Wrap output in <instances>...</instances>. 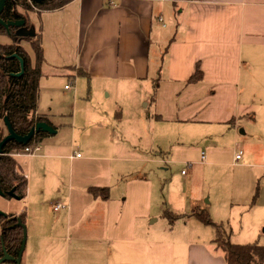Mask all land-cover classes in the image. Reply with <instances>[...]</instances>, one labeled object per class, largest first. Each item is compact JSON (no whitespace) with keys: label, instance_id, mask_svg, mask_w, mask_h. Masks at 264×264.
I'll use <instances>...</instances> for the list:
<instances>
[{"label":"crops","instance_id":"0c3cea01","mask_svg":"<svg viewBox=\"0 0 264 264\" xmlns=\"http://www.w3.org/2000/svg\"><path fill=\"white\" fill-rule=\"evenodd\" d=\"M28 17L41 34L44 50L39 115L52 122L53 116L42 110L44 89L49 94L50 106L54 104L53 88L48 87L50 80L54 82L66 75L74 77L75 73L90 79L100 78V89L110 97L113 93L115 107L121 104L118 100L121 89L133 93L132 82L140 81L146 89L140 105L154 109L153 119L179 129L185 126L183 138L203 132L201 137L209 141L200 152L201 156L205 155L203 163L207 159L205 150L210 152L211 159L221 160L227 151L234 155L232 165L242 169L244 178L237 183L239 189L236 184L232 188V202L236 204L231 205L229 230L234 240L237 238V244L258 242L264 246V0H74L55 11L29 12ZM166 19L171 25L169 39L166 31H160L167 27ZM154 40L167 41L159 62L151 60ZM26 50L34 64L33 50L31 47ZM196 65L200 66L203 79L188 83ZM225 135L235 137L234 146L229 143L220 148L216 138ZM96 145L98 154L106 155L85 156V159L80 156L85 162L116 159L110 156L116 147L109 149L105 143ZM60 148L56 144L46 145V153L39 154L41 148L33 155L24 156L28 158L26 165L18 162L28 182L23 204L29 206L30 219L41 221L45 208L60 203L65 208L63 216L67 222L77 219L81 224L88 218L86 205L89 203L91 209L102 207L106 213L96 235L110 237L111 203H118V214L126 204L113 199L111 182H106L114 173L111 169L102 172L105 167H99L94 171L97 177H93L103 182L82 185L79 189L87 192L92 187L108 188L109 199L93 196V201L85 202L82 196L77 199L71 193L62 195L59 189L50 198L47 192L50 194L53 187L60 185L61 175L65 173L61 160L73 159L60 152ZM239 151L243 152L242 157L236 161ZM74 161L68 163L66 175L71 188L75 182ZM223 164L219 161L215 165ZM258 186L259 198L250 208ZM238 194L240 199L236 198ZM16 208L21 207L18 204ZM33 230L32 249H42V236ZM231 241L234 242L233 238ZM111 243L116 246L114 241ZM93 255L85 263L77 256L75 264H134L132 249H100ZM37 256L39 251H31L27 264H39ZM140 256H144L142 249ZM41 263L53 264V260L44 258Z\"/></svg>","mask_w":264,"mask_h":264},{"label":"rangeland","instance_id":"374dc122","mask_svg":"<svg viewBox=\"0 0 264 264\" xmlns=\"http://www.w3.org/2000/svg\"><path fill=\"white\" fill-rule=\"evenodd\" d=\"M168 21L169 19L165 21L167 27L160 31H166L169 39L171 25ZM26 24L24 27L27 30L37 33L30 20L27 19ZM0 42L10 45L13 40L2 36ZM166 42L153 41L150 52L152 61L159 62ZM20 45L25 50L30 47L25 41L20 42ZM74 77L66 75L60 80L49 81L48 87L52 86L54 99L51 106L49 94L47 90H43L42 110L53 116L52 122L49 120L58 129L56 134L47 133L42 138V151L39 154L47 152L44 151L46 145L56 144L62 147L60 152L77 159H70L74 161L73 188L66 179L70 161L61 160L65 171L61 175V183L53 187L50 194L49 191L47 193L53 198L59 189L62 195L71 193L77 199L82 196L85 202L93 201V195L88 189L87 192L79 189L82 185L91 186L103 182L99 179L97 181L93 175L97 177L94 171L105 167L102 172L111 169L112 175L114 173L111 181H106L111 182L113 199H120L121 205L123 202L126 204L124 208L120 207L121 212L118 214V203H111L110 239L95 233L100 229L98 225L106 218L102 207L91 209L88 203V218H84L81 224H78L77 219L69 220L68 223L63 216L65 208L54 210L52 206L44 209L45 215L41 221H34L30 219L27 203L0 196V211L5 214H19L23 211L27 213V239L21 264H27L31 251L40 252V256H37L39 264H42L44 258L47 261L53 260V264H75L77 256L85 263L94 256L93 252L100 249L111 251L117 247L132 249L134 264H226L222 249L215 243V229L196 217L194 212L208 213L214 222L226 227L234 242L239 243L235 241L237 238L234 240L233 233L229 230L231 205L236 204L232 202V188L236 184L234 186L239 189L237 183L244 178L242 169L232 165L234 155L227 151L223 159H211L210 152L205 150L207 159L203 163L200 152L209 142L201 137L203 132L199 131V136L183 138L182 131L185 126L179 129L168 122L153 119L154 109L140 105L141 97L146 96L145 84L140 81L132 82L133 93L121 89L118 93L121 104L115 107L113 93L110 97L108 92L100 89V78L90 79L76 73ZM155 79L156 82L159 80L157 76ZM70 84L76 89H65L64 86ZM0 130H3L4 136L7 135L2 122ZM216 139L219 140L216 143L220 144V148L229 143L234 146L236 143L233 135L231 138L225 135ZM104 143L109 149L116 147L114 153H110L116 159L110 162H85L81 158L105 156L106 154H98L96 145ZM180 143L192 145L185 146ZM24 156L27 155L17 158L22 166L28 160ZM135 158L138 160H134ZM219 161L224 164L216 166ZM252 186L256 185L253 183ZM255 191L256 187L254 193ZM32 197L34 199L35 193ZM240 197L239 194L236 196L237 199ZM124 198L127 200L123 201ZM18 204L20 209L16 208ZM34 228L42 236V249H32ZM111 241L116 246H112ZM140 249L144 255L142 257ZM122 256L124 259V255ZM9 262L11 261L3 264Z\"/></svg>","mask_w":264,"mask_h":264},{"label":"trees","instance_id":"16d2710c","mask_svg":"<svg viewBox=\"0 0 264 264\" xmlns=\"http://www.w3.org/2000/svg\"><path fill=\"white\" fill-rule=\"evenodd\" d=\"M72 1L74 0H45L42 3H36L33 0H5V8L0 13V19L4 22L24 19L27 23L29 12L35 11L40 14L43 11H55L65 7ZM19 9L25 13H20ZM15 14H18V16L15 17ZM17 31L18 28L16 27L11 26L6 29L0 24V38L6 36L13 40L10 45L0 42V122L4 124V118H7L17 134L26 135L38 122L45 121L51 126L52 124L46 116L38 114L40 80L42 78L41 67L45 60L41 34L37 32L33 36H22L18 35ZM22 41L27 42L33 50L35 55L34 64L29 54L20 45ZM13 54H17L24 61V73L19 77L11 75L21 71L18 59L10 57ZM79 73L82 75L86 74L82 71H79ZM202 79V70L199 65H196L188 83H197ZM158 83L159 80L156 82V88ZM152 97L154 98V94ZM54 128L56 127L54 126ZM46 134L42 131L36 133L26 145L12 140L3 146V151L0 155L1 191L8 193L14 190L16 196L20 198L19 201L25 200L28 182L25 174L20 169L17 157L20 153L24 154L26 148L39 146L40 141ZM4 137L3 130H0V142ZM88 191L94 197L110 198V190L108 188L92 187ZM5 198L15 200L8 195ZM258 198L259 186L254 193L250 208L256 204ZM26 215V212L23 211L19 214L0 216V258L4 256L3 246L10 255L17 257L23 238V229L17 226V222L21 219L22 223L26 224ZM194 215L215 229V243L222 249L226 264H264L263 245L258 242L251 244L234 243L231 241L226 227L214 222L208 213L198 211L194 212ZM9 264L16 263L9 262Z\"/></svg>","mask_w":264,"mask_h":264},{"label":"water","instance_id":"95a60500","mask_svg":"<svg viewBox=\"0 0 264 264\" xmlns=\"http://www.w3.org/2000/svg\"><path fill=\"white\" fill-rule=\"evenodd\" d=\"M33 1L36 3H42L45 0H33ZM4 8H5V0H0V13L3 12ZM17 16H18V14H15V17H17ZM0 24L3 25L6 29H8L11 26L18 28V31H17L18 35L33 36L35 34L34 30L29 31L24 27L26 24V21L23 19H17V20L8 21V22H4L2 19H0ZM10 57L17 58L18 61L20 62V67H21V71L19 73L11 74V75L15 76V77L21 76L24 73V61H23V59L20 56H18L17 54H13ZM4 125H5L6 130H7V135L0 142V155L2 154L3 146L9 141L14 140L15 142H17L19 144L26 145L34 137V135L40 131H42L44 133H48L50 135L57 133L56 129H54L53 126H51L50 124H48L45 121H41V122L36 123L35 126L32 127V129L26 135L17 134L13 130V128L11 127L7 118H4ZM7 195L13 197V199H15L16 201L20 200V198L18 196H16V194L14 193V190L9 191L8 193H4L3 191L0 190V196L5 198V196H7ZM2 215H5V213L0 211V216H2ZM17 226H20L23 229V238H22V243H21V247H20V250L18 252V255H17V257L10 255L7 252L6 248L3 246L4 256L0 258V264H3L4 262H7V261H11V262H14L16 264H21V262H22V256H23L25 246H26L27 230H26V225L22 223L21 219L18 220Z\"/></svg>","mask_w":264,"mask_h":264},{"label":"built area","instance_id":"2783aa9c","mask_svg":"<svg viewBox=\"0 0 264 264\" xmlns=\"http://www.w3.org/2000/svg\"><path fill=\"white\" fill-rule=\"evenodd\" d=\"M75 86L73 85V84H70V85H66L65 86V89H68V90H71V89H73ZM38 151H40V147L39 146H36V147H34V148H26L25 149V153L23 154V153H20V154H18V156H21V155H33V154H35V153H37ZM242 151H239L237 154H236V156H235V160L236 161H239L240 159H241V157H242ZM77 156H79V155H77ZM201 160H205V155H204V153H202V156H201ZM183 173H185V171L183 172ZM63 208V205L62 204H60V203H58V204H56L55 206H54V209L55 210H60V209H62Z\"/></svg>","mask_w":264,"mask_h":264}]
</instances>
